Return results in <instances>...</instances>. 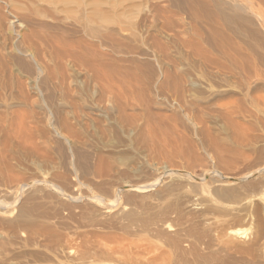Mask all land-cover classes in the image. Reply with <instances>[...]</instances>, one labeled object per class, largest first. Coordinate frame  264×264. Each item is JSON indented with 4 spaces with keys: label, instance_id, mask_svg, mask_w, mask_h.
Returning a JSON list of instances; mask_svg holds the SVG:
<instances>
[{
    "label": "rangeland",
    "instance_id": "1",
    "mask_svg": "<svg viewBox=\"0 0 264 264\" xmlns=\"http://www.w3.org/2000/svg\"><path fill=\"white\" fill-rule=\"evenodd\" d=\"M221 1L254 32L213 38L190 0H105L103 40L73 34L97 57L44 49L61 70L42 78L17 48L55 33L49 6L0 1V264H264V0ZM66 14L38 21L78 30Z\"/></svg>",
    "mask_w": 264,
    "mask_h": 264
},
{
    "label": "bare ground",
    "instance_id": "2",
    "mask_svg": "<svg viewBox=\"0 0 264 264\" xmlns=\"http://www.w3.org/2000/svg\"><path fill=\"white\" fill-rule=\"evenodd\" d=\"M8 1H10V0H8ZM104 1L105 0H103V1L102 0H44V2H46L47 5L49 6L48 7V11L44 12V11L40 10V12L41 11L44 12V14L41 12L40 15L42 14L45 19H51L55 23V22H60L61 21L60 18L58 17V16H60L59 14H64V13L65 14L66 13L67 14L68 13H70V14L72 13L73 14V13H75V15L77 14V16L74 15L75 18L72 17L74 19V21H75V23L72 22L73 23L72 25L77 27L78 30H75L76 28L68 29L66 26H63V28H62L61 27V23H60V26H59L58 23H56V25H51V24H49L47 22L38 21V19H40L39 17H42V16L38 15L39 17H37V19H36L37 21H35L36 23L38 22L37 24L35 23L36 24V28H38L40 30L51 31V32L54 30L55 33L52 32L54 34L50 33V34L42 35L40 33L41 31L40 32L39 31H34L31 35L30 34L27 35V36L25 35V37H23L22 40L19 42V46L17 48V51L23 56L27 55V56L34 57V61L37 64V71H38L37 73H38V76L41 77V78H42L43 75H45L44 72H47L48 74H52L53 75L57 70L58 71L61 70L59 66H56V67L54 66L55 69H52L51 70L52 72L49 73L50 68L47 65H45L46 64L45 63V60H46L45 56H47V55H46V53H43L44 49H46L48 51V53H49L51 59L54 61V63L56 62L58 64L59 63L62 64V62L63 61L65 62V60L67 58L74 59V61L77 60L80 63V61H81L83 56L88 57L89 59L90 58H94V56L97 57L95 55L96 47H95L94 44L91 43V41L89 39L88 40L87 39H80V40L73 39L74 38L73 34L77 33L78 31H83V33H85L88 38L89 37L90 38L91 37L92 38L93 37L94 38H97V37L102 38L103 37L101 35V33L104 32V30L106 28L103 27V29L105 28L103 30L102 27L100 26L102 24H99V23L106 21V19L108 20V17H107V14H106L107 10L105 11L103 9L104 5L108 6V3L104 2ZM30 2L32 3V1H30ZM42 2H43V0H42ZM226 2H223L221 0L220 1L219 0H214V1H212V0L211 1H209V0H190V3L192 5L191 6L189 5L190 7L188 9V13H189L190 18L193 21H195L196 23H198L197 25L200 24L201 28L202 27L204 28L205 25H203V23H205L210 28V29L208 28L209 32H207L205 34L208 35L210 33L211 36H213V38L217 36L216 39H218L219 38L218 36H221L225 40L227 35L228 36L229 35H234V36L240 37V38L243 37V36H249V32L252 33V30L256 29V28L255 27L252 28L254 26V23H253L254 19L252 20L251 17L249 18L247 16L248 13H249L248 11H250L248 9V7L246 5L240 4L239 1L238 2L233 1L232 3H230V2L226 3ZM188 3H189V1H187V4ZM3 7H4V5H3ZM185 8H183L182 10L180 9V10L183 11V10H185ZM122 10H124V8ZM186 12H187V10H186ZM13 15H11V16H13ZM25 15L27 16V14H25ZM32 15H33V13H32ZM36 15L34 13V17ZM13 17H15V15ZM16 18H18V17H15V19ZM27 20H29V19H27ZM17 21H18V19L16 20V22ZM10 25H11V23H10ZM64 29H66V30H64ZM105 31H107V30H105ZM110 31L111 30H109L108 32H110ZM253 32H254V30H253ZM205 34H201V32L198 33V35H200L201 38ZM109 35H111V33ZM107 37L109 39V36H107ZM111 37L113 39V36H111ZM210 37L207 38V36H206V39L209 40ZM93 40H95V39H93ZM102 40H103V38H102ZM220 40H222V39L220 38ZM228 40H230V38ZM202 41H204V38L202 39ZM228 44H229V46L231 48L234 49V51H235L234 53H236L237 51H240V48L238 46H235V47L233 46L234 44L232 43V41L231 42L229 41ZM213 48H215V47L213 46ZM213 48H212V50H213ZM222 49H223V47H222ZM96 51H97V49H96ZM214 52H215V50H214ZM221 53H223V55H221L222 56L221 58L224 59V60H228V61L233 62L232 63L233 65L236 62V59L238 58V57H233L234 55H232V54H230L228 52H221ZM20 54H19V56H20ZM80 55H82V57ZM98 56H99V54H98ZM254 56L255 55H253V57ZM21 60H22V58H21ZM64 62H63V64H64ZM22 63L24 64V62H22ZM23 64L20 63V65H23ZM63 64H62V66L64 68ZM53 65H55V64H53ZM235 65H237V64H235ZM23 67H25V66H23ZM27 67L29 68V66H27ZM57 73H59V72H57ZM59 77L62 78L60 75H59ZM45 79H47V78H45ZM44 81L45 80H42V84L43 85H45Z\"/></svg>",
    "mask_w": 264,
    "mask_h": 264
}]
</instances>
